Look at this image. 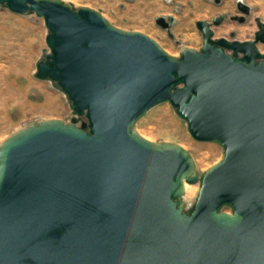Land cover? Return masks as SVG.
Masks as SVG:
<instances>
[{
    "label": "water",
    "instance_id": "water-1",
    "mask_svg": "<svg viewBox=\"0 0 264 264\" xmlns=\"http://www.w3.org/2000/svg\"><path fill=\"white\" fill-rule=\"evenodd\" d=\"M0 4L44 18L51 54L36 77L55 82L82 119L44 121L0 146V264H264V23L242 42L215 40L197 21L202 47L177 58L89 8ZM237 9L244 22L251 8ZM173 21L156 18L167 31ZM166 102L193 139L224 149L189 213L193 157L134 130Z\"/></svg>",
    "mask_w": 264,
    "mask_h": 264
},
{
    "label": "rangeland",
    "instance_id": "rangeland-1",
    "mask_svg": "<svg viewBox=\"0 0 264 264\" xmlns=\"http://www.w3.org/2000/svg\"><path fill=\"white\" fill-rule=\"evenodd\" d=\"M71 9L89 8L99 13L111 25L127 32H139L157 42L166 53L180 58L183 49L200 50L203 36L196 22L212 24L214 39L252 41L258 22L264 23V0H60ZM239 1L251 8L245 21H233L242 14ZM226 16L220 26L215 17ZM158 17H172L167 31L156 24ZM50 34L44 18L33 12L16 14L0 4V146L14 134L48 120L72 122L80 119L72 102L53 81L36 77L37 65L51 54L47 45ZM264 53V44H258ZM134 130L159 144L179 145L195 162L199 181L188 184L183 196L184 211L195 204L200 178L207 170L224 159V149L213 142H199L189 133L187 122L170 103L150 109L135 125ZM229 211V209H225Z\"/></svg>",
    "mask_w": 264,
    "mask_h": 264
},
{
    "label": "flooded vegetation",
    "instance_id": "flooded-vegetation-1",
    "mask_svg": "<svg viewBox=\"0 0 264 264\" xmlns=\"http://www.w3.org/2000/svg\"><path fill=\"white\" fill-rule=\"evenodd\" d=\"M240 17H241V16H240ZM216 18H218V17H215L214 19H216ZM224 18H226V16H224ZM232 19H233V21H238V20L234 19V17H233ZM213 21H214V20H213ZM223 22H224V20L222 21V23H223ZM222 23H221V24H222ZM240 23H243V22H240ZM210 24H211V23H210ZM221 24H220V25H221ZM220 25H219V26H220ZM211 27H212V24H211ZM256 32H257V31H256ZM221 38H222V37H221ZM224 38H225V37H224ZM218 39H220V38H217V39H215V40H218Z\"/></svg>",
    "mask_w": 264,
    "mask_h": 264
},
{
    "label": "bare ground",
    "instance_id": "bare-ground-1",
    "mask_svg": "<svg viewBox=\"0 0 264 264\" xmlns=\"http://www.w3.org/2000/svg\"><path fill=\"white\" fill-rule=\"evenodd\" d=\"M141 136H142V135H141ZM142 137H143V136H142ZM144 138H145V137H144ZM145 139L149 140L148 138H145ZM184 189H185V191H188V184H187V183H185Z\"/></svg>",
    "mask_w": 264,
    "mask_h": 264
},
{
    "label": "crops",
    "instance_id": "crops-1",
    "mask_svg": "<svg viewBox=\"0 0 264 264\" xmlns=\"http://www.w3.org/2000/svg\"><path fill=\"white\" fill-rule=\"evenodd\" d=\"M48 80H50V79H48Z\"/></svg>",
    "mask_w": 264,
    "mask_h": 264
}]
</instances>
